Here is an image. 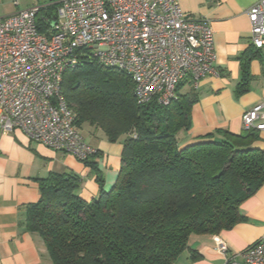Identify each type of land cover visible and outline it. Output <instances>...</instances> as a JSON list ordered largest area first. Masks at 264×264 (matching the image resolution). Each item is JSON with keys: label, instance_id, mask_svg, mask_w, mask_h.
Masks as SVG:
<instances>
[{"label": "trees", "instance_id": "trees-1", "mask_svg": "<svg viewBox=\"0 0 264 264\" xmlns=\"http://www.w3.org/2000/svg\"><path fill=\"white\" fill-rule=\"evenodd\" d=\"M77 54L62 96L77 129L88 125L109 142L122 139L120 169L112 187L89 202L77 193L76 175L40 180L27 229L42 238L52 264H172L185 251L197 258L190 239L243 222L240 205L264 184V151L253 146L258 131L217 129L182 144L198 101L192 88L181 93L187 81L168 105L140 104L125 72L103 66L86 49ZM242 77L238 94L246 92L245 64Z\"/></svg>", "mask_w": 264, "mask_h": 264}, {"label": "built area", "instance_id": "built-area-1", "mask_svg": "<svg viewBox=\"0 0 264 264\" xmlns=\"http://www.w3.org/2000/svg\"><path fill=\"white\" fill-rule=\"evenodd\" d=\"M30 7L0 17V131H21L30 141L80 162L95 152L61 93L63 76L86 49L105 67L125 72L140 104L168 105L187 81L196 91L217 74L212 29L185 15L176 0H60L45 14ZM250 40L264 47V0L246 11ZM243 128L264 130V102L243 113ZM224 264H264V235L241 253L222 241Z\"/></svg>", "mask_w": 264, "mask_h": 264}, {"label": "crops", "instance_id": "crops-1", "mask_svg": "<svg viewBox=\"0 0 264 264\" xmlns=\"http://www.w3.org/2000/svg\"><path fill=\"white\" fill-rule=\"evenodd\" d=\"M21 0H0V16L18 10ZM60 0L40 7L57 6ZM185 15L206 21L212 29L214 69L199 82L198 101L191 107V127L181 135L182 144L194 142L217 129L239 134L243 113L264 102V47L256 49L250 40L246 11L258 0H176ZM27 9V8H25ZM246 65V92L237 93ZM191 90V86L189 85ZM79 130L96 154L88 164L68 153L57 152L30 141L21 131H0V264H52L42 238L27 229L26 213L40 198L39 181L52 173L80 178L77 193L84 201L96 198L115 183L120 169L121 140L109 142L92 126ZM253 146L264 151V130ZM245 218L216 235L194 236L189 247L172 264H224L216 248L222 241L229 253L238 254L264 235V184L239 207Z\"/></svg>", "mask_w": 264, "mask_h": 264}, {"label": "rangeland", "instance_id": "rangeland-1", "mask_svg": "<svg viewBox=\"0 0 264 264\" xmlns=\"http://www.w3.org/2000/svg\"><path fill=\"white\" fill-rule=\"evenodd\" d=\"M56 2V0H21L19 1V5L21 8H30V7H40L45 4ZM1 17V16H0ZM188 84H185L181 87V93H185L189 91ZM81 130V129H80Z\"/></svg>", "mask_w": 264, "mask_h": 264}]
</instances>
